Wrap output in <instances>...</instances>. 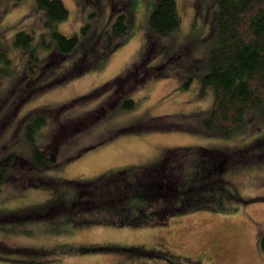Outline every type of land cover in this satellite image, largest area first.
Wrapping results in <instances>:
<instances>
[{"label":"rangeland","instance_id":"1","mask_svg":"<svg viewBox=\"0 0 264 264\" xmlns=\"http://www.w3.org/2000/svg\"><path fill=\"white\" fill-rule=\"evenodd\" d=\"M60 1L68 18L58 31L79 34L84 47L57 61L40 46L45 66L33 64L30 74L11 37L25 31L38 44L44 13L34 0H0V45L10 47L13 71L0 76V264H264V118L251 113L243 130L226 137L206 125L213 92L201 82L216 0H174L179 28L161 38L148 25L155 0ZM119 14L128 35L118 44L110 26ZM118 76L127 78L105 86ZM125 98L136 103L130 111L120 109ZM36 115L45 119L36 143L52 162L43 169L32 164L23 136ZM127 167L149 185L201 173L193 179L214 180L224 210L198 197L163 221L113 224L87 191L106 176L101 201L129 194L118 173ZM45 209L49 219H24Z\"/></svg>","mask_w":264,"mask_h":264},{"label":"trees","instance_id":"2","mask_svg":"<svg viewBox=\"0 0 264 264\" xmlns=\"http://www.w3.org/2000/svg\"><path fill=\"white\" fill-rule=\"evenodd\" d=\"M4 1L20 2L22 0ZM34 1L36 8L44 13L45 32L40 35L38 44L32 43L33 34L25 31L17 32L11 37L13 48L25 57V65L30 74L35 73L33 64H38L42 68L45 66L43 60L36 54L40 46L48 55L53 53L57 61L80 52L78 51L79 34L65 36L58 31V24L68 18V10L64 4L60 0ZM122 2L132 5L129 0H122ZM215 4L214 40L207 51L208 71L201 83L203 87H208L213 92V104L207 112L206 125L213 132H219L226 137V134H232V131L243 130L247 126L249 121L247 119L251 113H255L258 118L260 116L264 118V0H216ZM125 18L124 14H119L110 26L111 38L116 36L118 44L128 35ZM179 24L175 1L155 0L148 15V25L152 34L159 38L167 36L178 30ZM83 27L79 33L85 34L90 27L89 24ZM83 47L84 45H81L80 49ZM86 49L88 48L83 49L81 56L85 54ZM9 53V46L0 45V76L8 77L13 74ZM60 64L62 62H59V66ZM139 65L140 63L134 64L127 71ZM92 68L88 66L87 70ZM127 71L123 74L126 75ZM122 78L118 76L107 82L105 86L117 85L124 82L123 80L127 77ZM58 82V79L52 78L49 84L55 85ZM135 106L134 100L125 98L120 104V109L130 111ZM44 120L36 115L29 124L25 125L23 131V136L30 147L31 162L35 167L42 169L52 163L50 157L39 148L35 138L39 129L45 125ZM118 173L124 174L122 177L130 185L129 194L115 196L114 192H110L111 195L103 197L101 201V188L108 180H111L106 176H101L99 182L94 183L97 188L95 191H87V198L95 197L93 201L95 200L96 204L99 202L97 205L104 210V213L109 212L111 216L114 215V219L110 220L113 224L139 227L154 223L157 218L163 221L191 207L193 204L189 202L198 197H204L205 204L215 203L224 210L220 202H225L226 195L213 194L212 188L217 185L215 181H209L204 177L193 179V177H200L201 173L191 171L185 179H179L171 185H168L167 179H153L151 185L146 184L136 179L132 167L123 168ZM145 181L150 180L145 179ZM207 181L213 185L209 187ZM152 193L158 196L155 202L150 201ZM190 193L192 195L189 196ZM87 198L85 197L84 201L87 202ZM258 247L264 254V227L258 239Z\"/></svg>","mask_w":264,"mask_h":264},{"label":"flooded vegetation","instance_id":"3","mask_svg":"<svg viewBox=\"0 0 264 264\" xmlns=\"http://www.w3.org/2000/svg\"><path fill=\"white\" fill-rule=\"evenodd\" d=\"M44 210V209H43ZM45 210H47V211H45V213H42V214H37L36 216H34L33 214H32V216H29V215H25L26 217H24V219H30L29 221H35V220H41V219H43V218H46V217H48L47 219H49L50 218V216H49V214H48V212H49V210H51V209H45ZM33 213H35V212H33ZM51 214V213H50ZM53 214H55L54 212H53ZM52 215V214H51ZM33 218V219H32ZM4 219V218H3ZM46 219V220H47ZM29 221H27V222H29ZM26 222H24V220H23V226H26L27 224H25ZM129 250L131 249V251H135V250H137L136 248H134V247H132V248H128Z\"/></svg>","mask_w":264,"mask_h":264}]
</instances>
